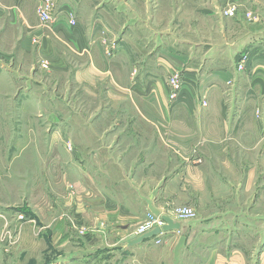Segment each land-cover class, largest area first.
<instances>
[{"label": "crops", "instance_id": "obj_1", "mask_svg": "<svg viewBox=\"0 0 264 264\" xmlns=\"http://www.w3.org/2000/svg\"><path fill=\"white\" fill-rule=\"evenodd\" d=\"M40 1L0 0L3 79L41 88L43 72L69 78L70 102L92 111L48 115L35 154L44 155L52 212L43 251L63 254L75 229L83 249L113 264H174L183 234L179 264H264V0H53L49 26ZM232 4L238 20L226 23L252 26L242 35L214 42L187 32L196 17L218 23ZM26 69L34 77L20 75ZM176 72L182 86L171 98ZM22 92L17 105L41 103L37 90ZM142 196L173 218L186 206L197 215L133 244L149 212Z\"/></svg>", "mask_w": 264, "mask_h": 264}, {"label": "rangeland", "instance_id": "obj_2", "mask_svg": "<svg viewBox=\"0 0 264 264\" xmlns=\"http://www.w3.org/2000/svg\"><path fill=\"white\" fill-rule=\"evenodd\" d=\"M180 1L190 2V0ZM196 2L201 3L199 0ZM222 10L223 8L220 13L223 19L211 25L209 18L194 17L197 23L187 26V32L193 35H191L193 39L205 38L221 42L224 36L233 39L242 35L245 28H252L249 21L246 27L236 23H226L228 18L238 20L239 13L237 12L233 17H227ZM243 12L242 10L240 14ZM160 15H162V22L164 19V24L169 21L170 26L166 28L173 29L170 20L174 13L164 8ZM246 18L253 20V13H247ZM111 54L110 52L109 55ZM28 72L29 70L26 69L20 75L32 77L33 72ZM5 76L4 71L0 69V264H113L108 260L107 255H102L100 259L98 256L94 257L91 249H83V244L88 241L75 229H69L67 236H63L68 237V243L62 250L63 254L59 250L61 247L43 251L46 245L43 238L39 236L44 226L50 223L52 214L49 209L50 190L46 187L45 181L44 155L35 156L39 150L43 153L44 137L50 130L49 122H47L48 115L64 117L76 112L91 114V108H83L77 100L70 102L69 98L72 94L68 91L69 78L60 80L61 77H51L43 72L36 77L33 76L43 85L37 89L31 81L20 82L19 75L14 78L10 75L8 76L10 79H3ZM28 88L37 90L34 94L42 100L36 107L25 102L17 105L14 100ZM262 97L264 98V90ZM51 98L57 103L49 104ZM65 102L70 106H66ZM263 109L264 106H262L264 115ZM19 114L21 117H18ZM38 115H45V117L30 119V116ZM186 207L195 211L194 215L187 219L194 218L197 215L196 210L193 207ZM186 207L177 209L176 213ZM30 209L37 218L30 217ZM58 237L59 235L55 237L56 242ZM33 258L36 260L33 261ZM114 264H119V261Z\"/></svg>", "mask_w": 264, "mask_h": 264}, {"label": "built area", "instance_id": "obj_3", "mask_svg": "<svg viewBox=\"0 0 264 264\" xmlns=\"http://www.w3.org/2000/svg\"><path fill=\"white\" fill-rule=\"evenodd\" d=\"M55 6L53 0H41L38 8L37 13L39 17L41 18L42 22L49 26V24H54L56 22V14L54 12ZM238 7L235 4L225 6L222 10V13H224L227 17H233L237 14ZM72 21V20H71ZM73 22V21H72ZM247 56L245 54H240L238 58V68L239 70H244L246 63H247ZM170 86L172 87L173 93L171 95V98H177V95L179 93V90L182 86V77L181 75L176 72L171 75V78L169 80ZM206 105V104H204ZM195 211L191 208H183L179 210L177 213H175L176 220H185L188 217L194 215ZM24 217V216H23ZM157 225H162V220L160 217L155 216L150 211L148 212L146 218L143 220L141 225L137 229L138 235H143L149 230H152Z\"/></svg>", "mask_w": 264, "mask_h": 264}, {"label": "water", "instance_id": "obj_4", "mask_svg": "<svg viewBox=\"0 0 264 264\" xmlns=\"http://www.w3.org/2000/svg\"><path fill=\"white\" fill-rule=\"evenodd\" d=\"M143 197V196H142ZM143 200L148 205V210L153 213L155 216L160 217L162 220V225H157L152 230H149L143 235H140L138 238L133 240V244L143 241L144 239L151 238L158 236L162 232H169V231H179L182 228V223L173 217L163 213L159 208L154 206L153 200L151 198L143 197ZM186 236L181 235L178 239L177 244L174 247V264H179L180 262V250L184 247L186 243Z\"/></svg>", "mask_w": 264, "mask_h": 264}]
</instances>
